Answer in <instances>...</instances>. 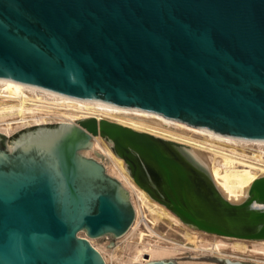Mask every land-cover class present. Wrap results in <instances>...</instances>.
<instances>
[{"label": "water", "instance_id": "obj_1", "mask_svg": "<svg viewBox=\"0 0 264 264\" xmlns=\"http://www.w3.org/2000/svg\"><path fill=\"white\" fill-rule=\"evenodd\" d=\"M0 79L264 145V0H0ZM78 124L28 130L10 148L0 135V264H105L77 233L131 231L127 191L80 153L97 132L183 222L264 239V177L231 203L153 137L94 118Z\"/></svg>", "mask_w": 264, "mask_h": 264}, {"label": "bare ground", "instance_id": "obj_2", "mask_svg": "<svg viewBox=\"0 0 264 264\" xmlns=\"http://www.w3.org/2000/svg\"><path fill=\"white\" fill-rule=\"evenodd\" d=\"M89 118H94L97 124L105 120L160 141L174 158L189 168L199 187L204 189L205 183L211 184L231 203L245 201L251 184L264 177L263 144L219 140L217 133L186 127L163 117L137 114V108L118 109L101 103L68 101L38 89L21 88V82L0 79V135L5 139L20 128L39 126L41 129L53 123L62 127L79 125L80 120ZM90 135V146L86 153H80L86 157L96 153L105 159L106 174L129 193L134 212L131 231L115 237L118 242L105 246L107 250L96 246V239L90 240L85 231L77 233L99 251L105 264L168 260L183 264L178 259L186 250L210 253L227 264H264V239L220 235L183 222L135 182L127 163L113 150L110 139L99 132ZM7 146L12 147L9 143ZM140 167L143 177L162 197L156 175L144 164ZM262 206L257 202L251 204L256 208Z\"/></svg>", "mask_w": 264, "mask_h": 264}, {"label": "rangeland", "instance_id": "obj_3", "mask_svg": "<svg viewBox=\"0 0 264 264\" xmlns=\"http://www.w3.org/2000/svg\"><path fill=\"white\" fill-rule=\"evenodd\" d=\"M57 124L53 123V124H48L47 127H53ZM39 127V126H38ZM37 126L34 127H30V128H20L18 129V131L12 133L10 135V137L6 138V143L11 144L19 134L24 133L28 130H34L36 128H38ZM8 147V146H7ZM89 157H93L96 160L100 161L103 163V165L105 164V159L103 157H100L99 155H97L96 153H92L90 154ZM106 170V168H105ZM107 172V170H106ZM108 174V173H107ZM129 194V193H128ZM129 197V196H128ZM79 236V235H78ZM81 237H83V235H80ZM118 242L117 238H114L110 235H102L100 237H98L95 241L94 244H96V246L100 247V248H105L107 250V248L105 246L110 247L109 245L115 244ZM121 241H119L120 243ZM122 246V244H121ZM104 249V250H105ZM179 262L183 263V264H210V263H215V264H227L226 260L224 259H218L217 257H215L214 255H211L210 253L207 252H195L193 250H186L183 254H181L180 259H178ZM245 264H254L251 262H245Z\"/></svg>", "mask_w": 264, "mask_h": 264}]
</instances>
